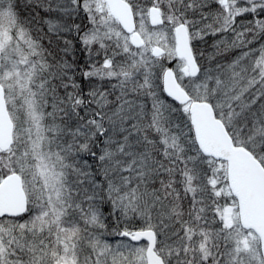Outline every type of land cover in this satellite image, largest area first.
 <instances>
[{
	"label": "snow or ice",
	"instance_id": "6c2138e0",
	"mask_svg": "<svg viewBox=\"0 0 264 264\" xmlns=\"http://www.w3.org/2000/svg\"><path fill=\"white\" fill-rule=\"evenodd\" d=\"M70 2L45 11L82 7L104 54L83 75L116 81L89 100L72 42L50 50L0 0V264H264V0ZM228 32L216 55L241 54L203 66L193 42Z\"/></svg>",
	"mask_w": 264,
	"mask_h": 264
},
{
	"label": "flooded vegetation",
	"instance_id": "af4514ba",
	"mask_svg": "<svg viewBox=\"0 0 264 264\" xmlns=\"http://www.w3.org/2000/svg\"><path fill=\"white\" fill-rule=\"evenodd\" d=\"M69 7L74 8L73 5H71L70 0H68ZM78 11V13H77ZM76 12L70 11L68 16L69 20L67 22L66 26L71 25H79L81 31L78 33L75 29H73L71 32L64 31L60 35H56L55 33H48L46 39L48 38V44L51 40V45H49L50 50L55 51L56 47L59 48L61 46H64V41L69 40L71 41V48L73 45L72 51L69 53L68 59L70 61H74L73 64V71L70 73V75L73 76L76 83L81 86V91L86 100H89L90 97L88 96V92L93 88V86H96L99 88L100 91L104 90V86H108V88H111L112 85L116 83L115 80L112 81H100L96 77H89L85 78L83 75L84 72L90 71L91 66L93 64H96L99 66V64L103 63L104 54L101 52L99 55L96 54V48L93 47L92 49V55L89 56L87 50L84 48L82 43L80 42V35H83L85 31H88L90 29V23L88 19L87 13L83 10V8H79ZM49 32V31H48ZM61 38V39H58ZM53 45V48H52ZM69 91H72L70 88ZM119 92L117 90L116 95H118ZM84 114V110H81V115Z\"/></svg>",
	"mask_w": 264,
	"mask_h": 264
},
{
	"label": "rangeland",
	"instance_id": "374dc122",
	"mask_svg": "<svg viewBox=\"0 0 264 264\" xmlns=\"http://www.w3.org/2000/svg\"><path fill=\"white\" fill-rule=\"evenodd\" d=\"M209 1H211V0H207V2H209ZM49 2H51L53 8H55L57 4L63 5L65 7H69L68 6L69 5L68 0H14V3L16 4V11L18 12V14L20 16V19L23 20L25 22V24L30 25V27L33 29V34L36 37L41 38L43 40L44 46L48 47V48H49L48 38L46 39V37L49 33L48 32V22L50 21L54 24L59 23V24L67 25V22L69 20V16H68L69 13H64L60 10L51 11V12L45 11V7L47 6V4ZM140 2H141V4H145V3L150 2V0H140ZM214 3H215V0H214ZM37 5H39V6H37ZM77 10H75V12ZM218 10H219V5L216 4L215 11L214 10L213 11L216 12ZM77 13H78V11H77ZM89 23H90L89 25H90V29H91L92 24L90 21H89ZM58 39H61V38H58ZM196 41H199V40H196ZM63 47L64 46H61L59 48L56 47V50L62 49ZM52 48H53V45H52ZM72 49H73V45H72L71 51H72ZM109 54H111V53H109ZM118 62H119V60H118ZM165 62L169 64L168 61H165ZM169 65L174 66L171 64H169ZM106 90L112 91L111 88H108V86H104L103 91H106ZM63 94H64L63 89H61L60 95H63ZM115 95H116V93L114 95H112L110 97V99H115ZM133 97H135V96H133ZM149 102H150V105H148V107L150 108L151 101L149 100ZM19 115H20L21 122H23V120L25 119L23 113H20ZM23 126L26 127L27 125H23ZM105 209H106L105 215L107 216L106 224L108 227V233H113V230L115 229L116 224H122L125 226V223L122 220H120L118 222L116 217L108 215V213L111 211L110 206H106ZM24 218L27 219V216H25ZM136 224L139 225L140 223H136ZM105 239L108 240V242L113 244V245H115L118 240H126V239L117 237L114 233L111 235L106 234ZM142 243H145V242H142Z\"/></svg>",
	"mask_w": 264,
	"mask_h": 264
},
{
	"label": "trees",
	"instance_id": "16d2710c",
	"mask_svg": "<svg viewBox=\"0 0 264 264\" xmlns=\"http://www.w3.org/2000/svg\"><path fill=\"white\" fill-rule=\"evenodd\" d=\"M208 4L210 5V8L206 9V11L215 13V8H216V4L214 3V0H211L208 2ZM214 10V11H213ZM260 18H264V16H261ZM253 19L250 15H246L243 17H239L236 20V24H237V31H240L241 29L239 28V25L241 23H247L249 20ZM234 38L233 33L228 32L226 34H216V35H206L203 40H199V41H194V50L197 54V56L199 57V62L203 65L208 67L211 64V60L210 57L212 58V60H215L216 62H220L222 57H227V59L230 61L231 59H234L236 56H239L241 54L239 49H231L230 51L226 52V53H222V56H218L216 55L217 53V49H216V44L219 41H227L228 43H231L232 39ZM250 40H253V37H249ZM262 44H264V38H262L261 36L257 35L254 39V42L252 44V47L255 49H258ZM200 55V56H199ZM165 64L167 66H170L168 63L165 62ZM162 98L164 99H170V98H166V96H164L163 94L161 95ZM128 99H132V100H136V97L133 96H129L127 97ZM137 102H145L147 103V105H150L149 100H143V98H141L140 100H137ZM188 207L187 202L185 203V208ZM106 209H104L105 211ZM141 225L139 224H134V225H129V227H140ZM125 226L122 224H116L115 225V229H118L119 231L124 230ZM117 236V235H116ZM118 237V236H117ZM125 239V238H123ZM127 240V239H126Z\"/></svg>",
	"mask_w": 264,
	"mask_h": 264
},
{
	"label": "water",
	"instance_id": "95a60500",
	"mask_svg": "<svg viewBox=\"0 0 264 264\" xmlns=\"http://www.w3.org/2000/svg\"><path fill=\"white\" fill-rule=\"evenodd\" d=\"M122 231V230H121ZM118 236V235H117ZM118 237H120V236H118ZM120 238H122V237H120ZM126 239H128V238H126ZM142 242H145L146 243V241H142Z\"/></svg>",
	"mask_w": 264,
	"mask_h": 264
}]
</instances>
